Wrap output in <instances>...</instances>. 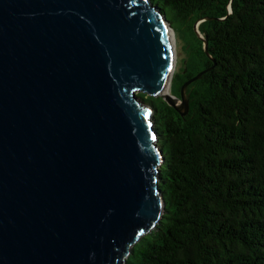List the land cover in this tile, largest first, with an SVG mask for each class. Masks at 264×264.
<instances>
[{
    "label": "water",
    "instance_id": "1",
    "mask_svg": "<svg viewBox=\"0 0 264 264\" xmlns=\"http://www.w3.org/2000/svg\"><path fill=\"white\" fill-rule=\"evenodd\" d=\"M171 29L150 0H0V264H126L162 220L137 93L185 116L202 76L164 94Z\"/></svg>",
    "mask_w": 264,
    "mask_h": 264
},
{
    "label": "trees",
    "instance_id": "2",
    "mask_svg": "<svg viewBox=\"0 0 264 264\" xmlns=\"http://www.w3.org/2000/svg\"><path fill=\"white\" fill-rule=\"evenodd\" d=\"M150 4L193 35L171 94L202 76L185 116L137 93L154 111L166 207L126 264H264V0Z\"/></svg>",
    "mask_w": 264,
    "mask_h": 264
},
{
    "label": "rangeland",
    "instance_id": "3",
    "mask_svg": "<svg viewBox=\"0 0 264 264\" xmlns=\"http://www.w3.org/2000/svg\"><path fill=\"white\" fill-rule=\"evenodd\" d=\"M169 31L170 33L171 31L174 32V33L172 32V37H173V46L175 50L174 54H175V61H176L175 73H177L178 70L183 66L182 60L186 56V53L183 50V48L186 44L188 45L189 42H193L192 41L193 35L187 27L179 28V30H177L176 33L174 29H171ZM170 94H171V90H170Z\"/></svg>",
    "mask_w": 264,
    "mask_h": 264
},
{
    "label": "bare ground",
    "instance_id": "4",
    "mask_svg": "<svg viewBox=\"0 0 264 264\" xmlns=\"http://www.w3.org/2000/svg\"><path fill=\"white\" fill-rule=\"evenodd\" d=\"M172 32H173V31H171L170 36H171V40H172V44H173ZM173 33H174V32H173ZM173 47H174V46H173ZM174 53H175V50H174ZM170 90H171V87H170V85H168V86L165 88V90H164V94H165V95H169V94H170Z\"/></svg>",
    "mask_w": 264,
    "mask_h": 264
},
{
    "label": "snow or ice",
    "instance_id": "5",
    "mask_svg": "<svg viewBox=\"0 0 264 264\" xmlns=\"http://www.w3.org/2000/svg\"><path fill=\"white\" fill-rule=\"evenodd\" d=\"M170 70V69H169ZM155 137H153V139H154Z\"/></svg>",
    "mask_w": 264,
    "mask_h": 264
},
{
    "label": "clouds",
    "instance_id": "6",
    "mask_svg": "<svg viewBox=\"0 0 264 264\" xmlns=\"http://www.w3.org/2000/svg\"><path fill=\"white\" fill-rule=\"evenodd\" d=\"M152 115H153V113H152Z\"/></svg>",
    "mask_w": 264,
    "mask_h": 264
}]
</instances>
